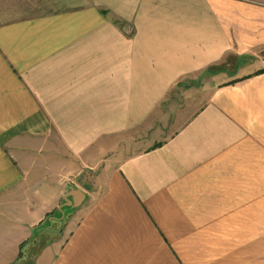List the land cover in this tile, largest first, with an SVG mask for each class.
<instances>
[{
    "label": "crops",
    "instance_id": "obj_1",
    "mask_svg": "<svg viewBox=\"0 0 264 264\" xmlns=\"http://www.w3.org/2000/svg\"><path fill=\"white\" fill-rule=\"evenodd\" d=\"M0 264H264V0H0Z\"/></svg>",
    "mask_w": 264,
    "mask_h": 264
},
{
    "label": "rangeland",
    "instance_id": "obj_2",
    "mask_svg": "<svg viewBox=\"0 0 264 264\" xmlns=\"http://www.w3.org/2000/svg\"><path fill=\"white\" fill-rule=\"evenodd\" d=\"M225 62H227V57L225 58ZM223 60L220 62V63H217V64H214V65H211V66H207L205 67L203 70H201V72H199L198 74H195L193 76H186L184 77L183 79H181V83L184 84V85H194V86H198L199 88V91L198 90H195L194 93H190L189 94H186L185 95V98H189L191 99V96H193V98L191 100H197V101H203L205 99V92L206 90L209 88V83H215L214 81H218L221 79V77H223V75L221 73H219L220 71L226 73L227 75V72L230 73L229 70H232L231 68H233L232 64L230 65H227V63H225ZM221 66H225V68L221 67ZM216 74V75H215ZM209 75V77H208ZM211 75H215L213 77V79H211ZM225 75V76H226ZM213 81V82H212ZM179 98L183 99V94L179 95ZM184 98V99H185ZM178 101H180V99H177ZM194 102V101H193ZM165 104L163 103L160 108L162 110H166L168 109L169 112H172V107L170 105H167V106H164ZM168 107V108H167ZM172 109V110H170ZM160 110V109H159ZM155 113L158 112V110H154ZM92 175H93V172H90L89 170L85 171H80L79 173L75 174L73 176V181H75L76 183H81V185L84 186V183L86 185L90 184V180L92 178ZM87 189H88V186H86ZM57 210L55 212H53V219L51 220H48V221H51L53 222H56L55 224V228H62L64 227V221H65V218L68 214V212L70 210H72V208L70 206H68L67 204H64L62 205L59 209L56 208ZM46 240L47 238L49 237H45ZM44 240V239H42ZM41 243H44L43 241Z\"/></svg>",
    "mask_w": 264,
    "mask_h": 264
},
{
    "label": "water",
    "instance_id": "obj_3",
    "mask_svg": "<svg viewBox=\"0 0 264 264\" xmlns=\"http://www.w3.org/2000/svg\"><path fill=\"white\" fill-rule=\"evenodd\" d=\"M76 193V197L74 199L67 197L72 196ZM84 193L83 191L78 188V187H74V186H70L67 190V192L63 195L62 197V201L61 203L57 206V208L59 209L62 205L67 204L70 207H75L77 206L81 200L83 199ZM48 220H50V218H48Z\"/></svg>",
    "mask_w": 264,
    "mask_h": 264
},
{
    "label": "trees",
    "instance_id": "obj_4",
    "mask_svg": "<svg viewBox=\"0 0 264 264\" xmlns=\"http://www.w3.org/2000/svg\"><path fill=\"white\" fill-rule=\"evenodd\" d=\"M261 70H262V68H259V69H256L255 71L258 72V71H261Z\"/></svg>",
    "mask_w": 264,
    "mask_h": 264
}]
</instances>
